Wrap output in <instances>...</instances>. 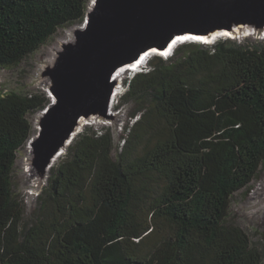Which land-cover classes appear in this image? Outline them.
<instances>
[{
    "label": "trees",
    "instance_id": "trees-1",
    "mask_svg": "<svg viewBox=\"0 0 264 264\" xmlns=\"http://www.w3.org/2000/svg\"><path fill=\"white\" fill-rule=\"evenodd\" d=\"M91 0H0V68L21 64ZM127 81L132 125L86 130L52 167L26 219L14 190L29 115L46 93L0 95V264H264L229 223L264 172V43L187 42Z\"/></svg>",
    "mask_w": 264,
    "mask_h": 264
},
{
    "label": "water",
    "instance_id": "water-1",
    "mask_svg": "<svg viewBox=\"0 0 264 264\" xmlns=\"http://www.w3.org/2000/svg\"><path fill=\"white\" fill-rule=\"evenodd\" d=\"M240 31L264 38V0H91L41 74L50 103L27 144L34 178L46 181L85 122L115 120L122 69L144 66L155 52L171 56L185 40L210 45Z\"/></svg>",
    "mask_w": 264,
    "mask_h": 264
},
{
    "label": "rangeland",
    "instance_id": "rangeland-1",
    "mask_svg": "<svg viewBox=\"0 0 264 264\" xmlns=\"http://www.w3.org/2000/svg\"><path fill=\"white\" fill-rule=\"evenodd\" d=\"M72 28L60 29L45 46L32 54L21 64L0 68V95H6L12 92L18 94L46 93L43 88L42 71L48 64L49 58H53L58 49L61 48L62 43L69 38V32ZM236 41L252 47L264 43V38L260 35L245 34ZM147 65L148 64L143 67H147ZM130 76L131 73L126 72L119 80L121 91L113 106L115 120L104 121L97 119L85 122L73 142L86 130L93 129L95 131H104L109 129L115 139L114 154H117L118 147L120 148L123 144L121 136L122 134H126V131H124L125 128L128 124L131 126L133 121H135H132L129 117L131 107L121 103V97L126 93L127 81ZM39 115L40 112L29 115V120L33 125V136L38 133L36 130V123L39 119ZM67 149L57 160L54 167H57L63 161ZM29 158L30 156L25 147L18 154L13 178L14 190L21 196L26 206L27 220L31 217L30 213L35 206L34 201L48 183V178L46 181H39L26 171ZM34 191L39 192L34 196ZM229 223L238 225L244 229L249 234L253 244L264 252V172L260 173L258 178L253 181L248 189L235 195L231 206Z\"/></svg>",
    "mask_w": 264,
    "mask_h": 264
},
{
    "label": "bare ground",
    "instance_id": "bare-ground-1",
    "mask_svg": "<svg viewBox=\"0 0 264 264\" xmlns=\"http://www.w3.org/2000/svg\"><path fill=\"white\" fill-rule=\"evenodd\" d=\"M250 34H251V32H250ZM239 35H241L242 36V32L240 31V33H239ZM69 37L71 38V32H69ZM228 38V37H227ZM186 41H190V40H185V42ZM196 41V43L197 42H199V40H195ZM187 43V42H186ZM178 46H179V44H178ZM177 46V44H176V48L178 47ZM155 55H157V56H163V57H167L168 55H167V53H161V52H155ZM49 61H52V58H49ZM142 66L143 65H141L139 68H136V69H134L133 67H127L128 69L126 70V69H122L121 70V73H120V75L118 76V78L117 79H119L120 77H122L123 76V74H125L126 72H129L131 69V71H139V69L140 68H142ZM126 70V71H125ZM43 88H44V90L46 91V93H47V91H48V81H44V83H43ZM121 89V87L119 86V87H117V89H116V93H115V96H114V101H113V103H112V112H113V106H114V103H115V101H116V98H117V96L119 95V93H120V90ZM47 95H48V93H47ZM81 123H84V120L82 119L81 120ZM36 130L37 131H39V124H38V121H37V123H36ZM81 130V129H80ZM79 130V131H80ZM78 130H77V132L74 134V136H73V138L74 137H76V135L78 134V132H79ZM26 150H27V152H28V154H29V156L31 155L30 153H31V148H30V146L29 145H27L26 146ZM61 157V155H59L57 158H55V160L53 161V166L55 165V163L57 162V160L59 159ZM29 160H30V158H29ZM28 173H30V174H32L33 175V170H32V168H31V166H30V164H28V166H27V170H26Z\"/></svg>",
    "mask_w": 264,
    "mask_h": 264
},
{
    "label": "clouds",
    "instance_id": "clouds-1",
    "mask_svg": "<svg viewBox=\"0 0 264 264\" xmlns=\"http://www.w3.org/2000/svg\"><path fill=\"white\" fill-rule=\"evenodd\" d=\"M91 2V1H90ZM185 43V41L184 42H182V43H180L179 45H181V44H184ZM194 43H196V42H194ZM155 56H157V55H155ZM153 57V56H152ZM160 57H163V56H160ZM168 57H170V56H168ZM168 57H163V58H165V59H167ZM149 61V60H148ZM148 61H147V63H148ZM146 63V64H147ZM146 64L144 65V66H146ZM143 68H145V67H142L139 71H129L130 73H131V76L129 77V78H131L134 74H136V73H138V72H141L142 71V69Z\"/></svg>",
    "mask_w": 264,
    "mask_h": 264
}]
</instances>
